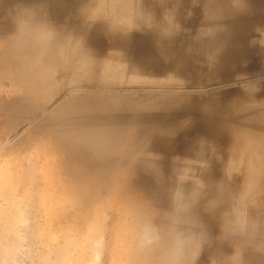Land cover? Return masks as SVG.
I'll use <instances>...</instances> for the list:
<instances>
[{"label":"rangeland","instance_id":"obj_1","mask_svg":"<svg viewBox=\"0 0 264 264\" xmlns=\"http://www.w3.org/2000/svg\"><path fill=\"white\" fill-rule=\"evenodd\" d=\"M143 1L144 4L142 5L141 9L144 12L150 14V25H142L139 28L135 27L127 31H122L118 34H113L111 32L112 35H110V30L107 27L111 21L110 13L109 15L107 14V12H109V7L101 0H0V46L2 45L0 47V169L11 168L12 179L14 183L21 186V191H23L24 188L30 186L31 194L34 197L43 199L45 201L47 205L46 220L50 225H63L73 228H83L89 223L94 211L101 212L107 210L112 217L108 227V234L110 244H115V247L111 249L113 253L119 252V246L123 242V236L121 232V225L123 224L124 219L122 215V208L130 198H134L135 196V198L137 197V199L140 200L152 199L151 201L154 202L160 201L159 204L161 206L166 204V187L169 181L174 178L172 175L174 162L171 161H174V158L176 157L180 158L185 151L186 145H188L185 142L179 140L180 136H184V128L186 127L187 123V121L185 123L183 119H186L187 117L188 119H190L191 116L193 117L189 128L192 127V129H190L192 135H198L200 133L203 134V131L210 126L219 127L221 125H226L223 121L230 120V118L236 116L237 114H235V111L237 107L241 105L256 103L264 105V0H210L211 2H209V0ZM181 4L183 7L181 6ZM173 5L175 7H173ZM81 6H83L84 8ZM163 8H165L166 10ZM172 8H176L177 12L179 11V9L181 11L184 8L183 13L180 14L182 11L180 13H177L175 11L176 9L173 10ZM167 10L170 11V13L171 11H174L173 14H175L176 12V15H173L171 13L170 15H172L173 17L169 15L170 17L168 16V18L176 17L177 19L178 16V22L180 23L174 22L175 24H173V19H168L166 17V14L169 13L167 12ZM159 11H161L162 14ZM30 12L33 13V15H31ZM35 12L36 14H34ZM27 13L29 16L27 15ZM67 14L69 15L67 16ZM38 15H40L41 17ZM160 16L163 18H167V21L166 19H163L164 21H162V18ZM208 17L214 20H220L219 23H217V21L212 22V19H210L212 23H217L220 28L222 27V25H224L225 27H222V29H220L221 31L219 30L217 24L215 26H217L218 29H216L217 27L213 28V25H210L209 27L208 25L212 23H210ZM213 17L218 18L215 19ZM65 18L67 19L66 23L64 22L66 21ZM160 18L162 22L166 21L167 27L168 25L173 26V32H171L170 34L160 32V30L157 28L158 26H161L159 24H162V22L158 21ZM184 19H186L187 21ZM169 20L170 22H168ZM208 21L209 24H206ZM176 23H178V25ZM203 24H206L207 26ZM163 25L165 24L163 23ZM201 25L204 27H202ZM209 28H211L215 32L214 35H216L217 38H215V36L211 34L213 32L211 31V29L209 31ZM77 29H79L80 31ZM68 31L69 33L67 34L66 32ZM105 31L106 34L104 33ZM81 33H84V37L81 36ZM79 34L81 36L79 37V39L83 37L81 41L83 43L85 42L87 46L92 47V49L94 50L92 57L96 63H103L105 60H107V53L114 52L118 53L120 58L121 54L122 58L124 57L122 59L123 61L121 59L120 60L125 65L123 70L126 78L129 75V67H131V63H137L142 69V73H144V77L146 78V80L135 84L138 86L133 85V91L131 92H121L120 96L124 99H126V97H132L137 101L146 100L147 102L153 103L158 107H155L152 110H148L150 114L148 112H144L145 114L143 116L146 118L141 116L143 114V111H138V109L137 111L140 113L137 114L135 112L131 113V111H125L126 113L123 112L121 114V116L124 114V117H121L123 119L122 122L124 123L125 121H127L126 119L130 120L125 122L124 124L127 123L129 127H132L136 123H143V119L144 123L147 124L148 120L153 121V119H150L153 118V116L150 117L149 115H153L154 113V115H156V113H159L154 117L157 119L158 117H163L160 118L161 120L165 118L164 120H162V122H165L169 119L168 122H163L164 124H167L163 126H168V128L170 127V125L173 128L174 126H178L175 127V129L179 130L178 132L176 131L175 136H169V134H166V136L157 132H149L148 135H150L147 137L150 139L149 143H151V145L154 144L155 148H149L145 150V152H150L154 155L159 156L157 164L161 165L160 169L164 174V181L166 180L164 184H157L154 175L151 173L150 175L154 177V180L150 179L149 176V183H147L149 186H142L140 180H138V175H136L140 172L137 173V168L135 169L130 168L128 165L126 166V157L122 156L121 152H118V150H111L108 152H110L111 154L112 152H116L117 154L119 153V156L114 153V155L107 154L108 152L105 150H108V148L103 150H96L93 149L89 144H81L76 147L75 150H70L68 148H65V144L60 140V138L64 136L57 135L58 132L64 131L65 127H69L71 131L73 129L79 130L87 128L90 126V122H93V117L91 116V121L88 117L86 118V116L77 118L58 116L59 118H57L59 109L64 105L62 103H64L65 100L70 96H65L66 98L64 97L65 99L63 98L62 101L60 99L61 102L57 100L59 99V96L62 97V94L60 95L61 92H64L65 95L67 94L66 90H64L61 85V81L59 80L60 78L58 79V75H54L53 78L51 77L50 82H43V80H41L42 82L39 81L40 76L33 68L34 65L38 64L37 60L33 59V52L35 50L31 51L29 48H31L30 44L32 42H38L42 44L48 43L50 45L49 47H52V51L54 53L51 54L52 56H54L52 57L53 60L56 58V56L57 58H60V50L67 44L74 43L75 45H77L79 42L77 36H79ZM210 38L211 40H209ZM23 39V42H25L23 48H18L20 44H18V42L16 41H22ZM93 39L95 41H93ZM216 41H218L217 44H221L220 48H218L219 46L217 47ZM12 42H14V44ZM23 42H20L21 45H23ZM11 44L13 46L15 45L13 48L16 51L10 47ZM214 45H216V49H213V47L215 48ZM16 46L18 49H16ZM208 46L211 47H209L211 50L208 48ZM27 48L31 51V53ZM17 51H19V53ZM125 51L127 54H125ZM48 53H46L47 56ZM210 53L215 57L208 59ZM166 55H168V57L170 58H168ZM24 57H26V59ZM96 58H99L100 61L99 59L97 61ZM215 58L216 60L218 59L217 62L222 66L218 65ZM212 59L214 60V63L213 61H209ZM23 62H25V64ZM42 62H44L43 59H41V62H39L40 65L42 64ZM172 63L174 65H172ZM100 66L97 67L100 68ZM171 66H173V68ZM211 68L215 70L214 74L218 78L210 77L211 75H214L213 73H211ZM234 69L236 70V72L234 71ZM188 70L189 72L187 73ZM198 70L200 71L198 72ZM208 71L211 73L208 80L212 81H208L206 78V75H208ZM240 71L242 75L238 73ZM200 73L204 76H202ZM239 75L242 78H239ZM30 76L35 78H30ZM236 76L238 77V79H236ZM189 77L190 79H188ZM202 77H204L205 79ZM26 79H29V81H26ZM170 79L171 81H168ZM216 79H218L217 82L219 83H214ZM241 79H248L249 83L237 85L236 82ZM229 80H231V82H229ZM123 82L126 83V81H122V83ZM168 82H170L171 84H169ZM145 85L148 87H146ZM152 85H154L155 87ZM175 85L177 87H175ZM150 86L152 87L149 88ZM170 86H174L173 89L172 87L170 88ZM180 87L182 89L185 88L187 92L183 91L181 93V91L179 90ZM207 88H212L213 90H206ZM116 89L121 90L120 87ZM204 89L206 90V92L204 91ZM145 90L147 91V93ZM152 90H178V92L180 91V93H175L174 91V95L173 93L151 92ZM191 90H193L194 92ZM43 91H45V93ZM59 91L61 92L58 93ZM33 93H35L36 96ZM170 94H173L175 98L183 100L184 106H182V110H179V107L170 108L168 107L169 105L163 104V101H161V99H164L163 97L167 98V96H173ZM210 95L215 96L216 98L214 97V99H212L213 97ZM53 96H55L54 99ZM208 96H210L211 98H209ZM156 99L158 102L155 103ZM188 102L192 103L193 106L197 107L198 109L195 108L193 110H189L188 106L187 109H185ZM205 102H207L209 109H199L200 107H204ZM54 108L56 109L55 112ZM48 109L51 110L49 111ZM181 111L186 112L187 116H183L185 114H183V112ZM175 112H181L182 116L181 114L179 115L181 119L177 118L179 113L176 114ZM6 113L9 114L5 115ZM146 113H148L149 115ZM168 114H171V116L174 115V117H172L176 119H172L173 121L170 120L171 116H169ZM18 115L22 116V118L20 117L19 119ZM26 115H28V118H26ZM55 116L57 119L54 118ZM105 116L109 118V114H106L104 116H97L98 118H95L96 120H99L100 118L106 119L107 117ZM139 116L143 119L141 118L142 120H140ZM14 117H18L17 120H15ZM124 118H126L125 121ZM136 118H139V120L137 119L139 122L136 120ZM155 118L154 124L156 123ZM67 119L71 120L68 121ZM145 119L147 120V122ZM160 119L156 121H160ZM181 120H183L185 124H182L183 121ZM106 121L109 122L108 119H106ZM169 121L171 122L170 124ZM188 121L190 122L191 119ZM218 121H221L223 124L217 123ZM59 123L62 125H60ZM49 124L52 125L50 127H53V125L56 126V130H54L55 127L51 128L52 130L48 129ZM149 125H153L152 122ZM61 126L63 127L61 128ZM180 126L181 129H179ZM199 128L201 129L199 130ZM57 129H59L60 131H57ZM224 130L227 131L228 127L224 128ZM43 133L46 134L42 135ZM121 133V135L129 137L132 135V130H128V128H126V130H123ZM72 137L73 136L69 135L65 136V138H67V141L69 142H72V140H68L72 139ZM152 137H154V139ZM186 137L187 140L189 139L188 141L193 143V136ZM73 138L80 139L81 135ZM55 139L56 141H54ZM184 139L185 138H183V140ZM223 141L225 143L230 141L231 143V139L229 140L228 134L225 135ZM83 152L85 153L84 155ZM102 152L104 153V155L101 154ZM115 155H117V157ZM99 157L102 159L105 157L104 160H106V164L105 162H103V164H105V166L108 165V167H105L104 165L101 166V162L104 160L100 159L101 161H99ZM109 157H114L115 159H112L114 162L112 160L111 162L109 159H107ZM215 157L216 159L213 160V164H210V169L205 172L206 175L209 176V178L207 179L208 181L205 182L214 186L216 182H219L221 180L226 181V168L231 186L233 188L238 187L241 183V178H233L231 176L232 171L229 172L226 162L221 163L220 165L218 163V160H222V158L217 156ZM92 158H94V163L96 164L92 162ZM87 159L89 161H87ZM70 160L73 161H71L70 163ZM85 160L88 163H91L86 164ZM108 160L109 163L111 162L110 165L108 164ZM96 161L99 163L98 166ZM87 165L89 168L86 167ZM69 166H71V168ZM90 166H93L94 168H91ZM84 167H86L87 169ZM103 167H105V169ZM68 168H70V170ZM84 171L85 173H83ZM86 171H90L88 172L89 176H86V174H88ZM193 171L195 172V170ZM193 171L186 170L184 172L182 168L183 174L180 175L179 178L186 180L192 176L191 172ZM30 176L33 177L31 183L29 180ZM89 177H91V179L87 180V178ZM85 185H87V187H85ZM127 189L130 191H127ZM130 192H133L134 196ZM138 194L139 196H137ZM227 246V244H224L221 247L223 251L230 252L231 249L229 246L228 248H226ZM216 248L217 247L213 246L212 249L206 250L202 254L198 264H210V257L212 256Z\"/></svg>","mask_w":264,"mask_h":264},{"label":"clouds","instance_id":"obj_2","mask_svg":"<svg viewBox=\"0 0 264 264\" xmlns=\"http://www.w3.org/2000/svg\"><path fill=\"white\" fill-rule=\"evenodd\" d=\"M206 148L214 153V146ZM158 160L148 152L130 160L129 167H142L157 184H164ZM189 160L197 163H183ZM184 167L195 169V180L179 178ZM208 167L203 154L198 159L176 157L166 204L130 198L122 208L118 253L111 251L115 244L109 241L112 217L107 210L94 211L83 228L50 225L45 201L34 197L30 186L21 191L11 168L0 169V264H198L217 243L231 251L216 248L210 264H264V171L242 165L231 173L241 178L233 188L226 168V181L206 183L201 173ZM201 209L218 217L216 236L209 232Z\"/></svg>","mask_w":264,"mask_h":264},{"label":"bare ground","instance_id":"obj_3","mask_svg":"<svg viewBox=\"0 0 264 264\" xmlns=\"http://www.w3.org/2000/svg\"><path fill=\"white\" fill-rule=\"evenodd\" d=\"M66 1V0H65ZM74 1V0H73ZM102 2H104L105 4L108 5L109 7V12H107V14L109 15L110 13V23L108 24V28L110 30V35L111 32L113 34H118V33H121L122 31H127V30H130V29H133L135 27L139 28L141 27L142 25H145V26H149L150 23H151V19H150V14L144 12L141 8H142V5L144 4V1L143 0H101ZM163 1V0H162ZM161 1V2H162ZM165 1V0H164ZM167 1V0H166ZM169 1V0H168ZM174 1V0H173ZM172 1V2H173ZM186 1V0H185ZM213 1V0H212ZM237 1V0H236ZM72 2V1H71ZM94 2V1H93ZM160 2V1H159ZM209 2H211L209 0ZM231 2V1H230ZM73 3V2H72ZM100 3V2H99ZM169 3V2H168ZM177 3V2H176ZM180 3V2H179ZM170 4V3H169ZM216 4V3H215ZM232 4V3H231ZM87 5V4H86ZM176 5V4H175ZM180 5V4H179ZM184 5V4H183ZM233 5V4H232ZM167 6V5H166ZM182 6V4H181ZM208 6V5H207ZM216 6V5H215ZM241 6V4H240ZM83 7V6H81ZM173 7H175L173 5ZM178 7V6H177ZM180 7V6H179ZM183 7V6H182ZM239 7V6H237ZM84 8V7H83ZM91 8V7H90ZM160 8V6H159ZM169 8V6H168ZM186 8V7H185ZM79 9V8H78ZM86 9V8H85ZM92 9V8H91ZM165 9V8H163ZM173 9V8H172ZM171 9V10H172ZM176 8H174L173 10H175ZM179 9V8H178ZM182 9V8H181ZM184 9V8H183ZM183 9L180 11L179 9V13L182 14L183 13ZM162 10V9H161ZM166 10V9H165ZM170 10V9H169ZM25 11V9H24ZM177 12V9L175 10ZM185 11V10H184ZM189 11V9H188ZM212 11V10H211ZM29 12V11H28ZM40 12V11H39ZM161 13V11H159ZM167 13L166 16L168 18V16L174 11H168L167 10ZM175 12V14L173 15H176L177 13ZM216 12V11H214ZM31 13V12H30ZM29 13V14H30ZM41 13V12H40ZM36 14V12L34 13ZM162 14V13H161ZM28 15V13H27ZM31 15H33V13H31ZM69 14H67L68 16ZM107 15V16H108ZM179 15V14H178ZM204 15V14H203ZM29 16V15H28ZM40 16V15H38ZM163 16V15H162ZM172 16V15H170ZM169 16V17H170ZM41 17V16H40ZM108 17V18H109ZM161 17V16H160ZM173 17V16H172ZM171 17V18H172ZM210 17V16H209ZM208 17V20L210 21V19L212 18H209ZM69 18V17H68ZM85 18V17H84ZM107 18V17H106ZM162 18V21H164L163 19H166L167 21V18ZM161 18L158 20L160 22L161 21ZM171 18H168V19H171ZM182 18V17H181ZM215 19H217L218 17H213ZM37 19V18H36ZM40 19V18H38ZM66 19V18H65ZM63 19V20H65ZM81 19V18H80ZM172 22L173 24H175L174 22H178V16H177V19L176 17L172 18ZM177 21H175V20ZM31 20V18H30ZM29 20V21H30ZM57 20V19H56ZM186 20V19H184ZM20 21V20H19ZM107 21V20H106ZM166 21L165 22H162V24H159L161 26H158L157 28L160 30V32L162 33H165V34H170L171 32H173V26H170L166 25ZM182 21V20H181ZM187 21V20H186ZM185 21V23H186ZM209 21L206 23V24H209ZM219 23L218 20H214L212 19V22H216ZM65 23L67 22V19L66 21H64ZM69 22V21H68ZM71 22H72V19H71ZM76 22V21H75ZM170 22V20L168 21ZM210 21V23H212ZM33 23V22H32ZM58 23V22H57ZM163 23L165 25H163ZM180 23V22H178ZM178 23H176L178 25ZM216 23V24H217ZM172 24V25H173ZM184 24V23H183ZM206 24H203V25H206ZM215 23H212V24H209L208 26L210 27V25H213L212 27H217L215 26L216 25ZM163 25V26H162ZM70 26V25H68ZM94 26V25H93ZM170 26V27H169ZM202 26V25H201ZM207 26V25H206ZM45 27V26H44ZM73 27V26H72ZM204 27V26H202ZM211 27V28H212ZM219 27V26H218ZM218 27L216 29H218ZM222 27H225L224 25H222ZM222 27L220 28L219 27V30L222 29ZM258 27V26H257ZM264 27V26H263ZM89 28V27H88ZM94 28V27H93ZM209 28V31L210 29ZM212 28V29H213ZM47 29V28H46ZM72 29V28H71ZM87 29V28H86ZM85 29V30H86ZM101 29V28H100ZM106 29V28H105ZM181 29V28H180ZM211 29V31L213 33V36H215V38H217L216 35H214V31ZM215 29V30H216ZM26 30V29H25ZM24 30V31H25ZM79 30V29H77ZM178 30V29H177ZM218 30V31H219ZM67 31V29H66ZM80 31V30H79ZM78 31V32H79ZM140 31V30H139ZM221 31V30H220ZM219 31V32H220ZM258 31V30H257ZM263 31V30H262ZM77 32V33H78ZM103 32V31H102ZM206 32V30H205ZM217 32V31H216ZM67 34L69 33L66 32ZM106 34V31L104 32ZM124 33V32H123ZM203 33H204V30H203ZM209 33V32H208ZM262 33V32H260ZM50 34V33H49ZM54 34V33H53ZM76 34V33H74ZM82 34V33H81ZM84 34V33H83ZM83 34L81 36H83ZM101 34V33H100ZM99 34V35H100ZM108 34V33H107ZM132 34V33H131ZM217 34V33H216ZM73 35V34H72ZM205 35V34H204ZM218 35V34H217ZM75 36V35H74ZM80 34L78 37H81ZM164 36V35H162ZM208 36H211V35H208ZM20 37V36H19ZM51 37V36H50ZM61 37V36H60ZM84 37V36H83ZM83 37L81 39H79V42L77 45H75L74 43L71 44H67L66 46H64L61 50H60V58L56 56L55 59L52 60V56L51 54L53 53L52 51V47H49L50 45L47 43V44H42V43H38V42H29L31 43L30 46L31 48H29L31 51H34V55H33V59L34 60H37L38 64L34 65L33 68L34 70L37 72V74L40 76V82H42L41 80H43V82L45 81H49L50 82V78L55 75H58V79L61 81V85L62 87L64 88V90H66V95L64 93V96H63V93L61 91H59L58 93H60V95L62 94V97L59 96V100L62 99L65 97V96H70L68 99L65 100L64 104L58 111V115H57V118H59L58 116H67L69 118H72V117H85L86 118L88 117L89 119L91 118V116L93 117V122H90V126L87 127V128H83V129H79V130H75L73 129L71 131V129L69 127H65V130L64 131H60L59 129H57V131L59 130L60 132H56V134L59 136H64L62 138H60L61 142H63L65 145L64 147L65 148H68L70 150H75L76 147H78L79 145L81 144H89L91 145V147L93 149H96V150H103V149H106L108 148V150H105V151H117L118 152L120 151L121 152V155L122 156H125L126 157V162H125V165L129 166V162L130 160H132L133 158H136V157H143V156H146L148 155L147 152H145V150L149 149V148H152L154 146L151 145V143H149V138H147L149 135L148 133L149 132H152V133H159V134H163V135H166V134H169L170 135H174L176 134V131L178 132L179 130L175 129V127H178V126H174V128L170 125V129L163 125H167V124H164L165 122H168L167 121H163L164 119H160V118H163V117H158V119H160V121H156L158 120L157 118H155L154 116H156L157 114L159 113H156V115H149L150 112H148V110H152L154 109L155 107H158L157 105L153 104V103H149L147 102L146 100H142V101H137L135 100L134 98L132 97H126V99L122 98L120 96V93L125 91V92H131L133 91L132 90V86L135 85L136 83L138 82H142L143 80H146V78L144 77V73H142V69L139 67V65L137 63H131V67H129V75L127 76V78L125 77V73H124V70L123 68L125 67V65L121 62V60L124 58H122V54H121V58L119 57L118 53H107V56H106V59L103 63L101 64H98V62L96 63L95 60L93 59L92 57V54L94 53V50L92 49V47L90 46H87L86 43L82 42L81 40L83 39ZM98 37V36H97ZM263 37V36H262ZM7 38V37H6ZM21 38V37H20ZM53 38V37H52ZM51 38V39H52ZM76 38V37H75ZM99 38V37H98ZM50 39V38H49ZM63 39V38H62ZM77 39V38H76ZM75 39V40H76ZM110 39V38H109ZM90 40V39H89ZM112 40V39H111ZM136 40V39H135ZM211 40V38L209 39ZM213 40V39H212ZM217 40V39H216ZM13 41V40H12ZM24 41V39L22 41H16L18 42V44L21 45V43ZM77 41V40H76ZM93 41H95L93 39ZM143 41V40H142ZM15 42V43H16ZM21 42V43H20ZM26 42V43H27ZM211 42V41H210ZM218 41H216V44H217ZM14 44V42H12ZM24 43L23 42V45H19L18 48L24 46ZM92 43V42H91ZM213 44V43H212ZM140 45V44H139ZM2 46V45H1ZM0 46V47H1ZM15 46V45H14ZM12 44H11V48L14 49V47ZM131 46V45H130ZM215 48L213 47V49H216V45H214ZM219 46V47H218ZM221 44H217V47L220 48ZM27 47V45H26ZM101 47V46H100ZM111 47V46H110ZM136 47V46H135ZM139 47V46H138ZM207 47V46H206ZM210 46H208L209 48ZM223 47V46H222ZM17 46H16V49H18ZM27 48V49H28ZM211 48V47H210ZM209 48V49H210ZM28 49V50H29ZM135 49V48H134ZM223 49V48H222ZM15 50V49H14ZM29 50V51H30ZM140 50V49H139ZM208 50V49H207ZM211 50V49H210ZM8 51V50H7ZM11 51V50H10ZM16 51V50H15ZM30 51V53H31ZM213 51V50H212ZM19 53V51H17ZM49 52V53H48ZM210 52V51H209ZM218 52V51H216ZM3 53V51H2ZM46 53H48V56L46 55ZM5 54V53H4ZM26 54H27V51H26ZM54 54V53H53ZM96 54V53H95ZM125 54L126 51H125ZM25 55V54H24ZM45 55V56H43ZM124 55V54H123ZM11 56V55H10ZM101 56V54H100ZM165 56V55H164ZM168 57V55H166ZM5 57V56H4ZM17 57V55H16ZM15 57V58H16ZM102 57H105V56H102ZM215 57L214 55H212L210 53L209 55V58H213ZM26 59V57H24ZM23 58V59H24ZM170 58V57H168ZM20 59V58H19ZM18 59V61H19ZM41 59L44 60V62H42V64L40 65L39 62H41ZM97 59V58H96ZM99 59V58H98ZM97 59V61H98ZM121 59V60H120ZM173 59V58H172ZM216 60V58H215ZM218 60V59H217ZM216 60V62H217ZM17 61V60H16ZM29 61V60H28ZM32 61V60H31ZM100 61V59H99ZM123 61V60H122ZM179 61V60H178ZM209 61H213L214 63V60H209ZM2 62V61H1ZM12 62V61H11ZM27 62V61H26ZM142 62V61H141ZM147 62V61H146ZM167 62V61H166ZM215 62V63H216ZM25 64V62H23ZM139 63V62H138ZM144 63V62H143ZM158 63V62H157ZM163 63V62H162ZM182 63V62H181ZM210 63V62H209ZM218 63V62H217ZM30 64V63H29ZM98 64V65H97ZM153 64V63H152ZM186 64V63H184ZM212 64V63H211ZM12 65V64H11ZM27 65V64H26ZM31 65V64H30ZM101 65V66H100ZM154 65V64H153ZM168 65V63H167ZM166 65V67H167ZM172 65H174L172 63ZM218 65L220 66L221 64L218 63ZM21 66V64H20ZM97 66H100V68H98ZM157 66V65H156ZM155 66V67H156ZM190 66V65H189ZM208 66V64H207ZM211 66V65H210ZM210 66H209V69H210ZM222 66V65H221ZM170 67V66H169ZM173 68V66H171ZM175 67V66H174ZM184 67V66H183ZM193 67V66H192ZM6 68V67H5ZM20 68V67H19ZM21 69V68H20ZM150 69V68H149ZM178 69V67H177ZM212 69V68H211ZM219 69V67H218ZM237 69V68H236ZM3 70V69H1ZM169 70V69H168ZM222 70V69H221ZM224 70V69H223ZM248 70V69H247ZM5 71V70H3ZM19 71V70H18ZM176 71V70H175ZM200 70H198L199 72ZM213 71V72H212ZM211 73L214 74L215 70L212 69ZM234 71L236 72V70L234 69ZM246 71V70H245ZM17 72V71H16ZM20 72V71H19ZM42 72V73H41ZM177 72V71H176ZM175 72V73H176ZM189 72V70L187 71V73ZM197 72V71H196ZM218 72V71H216ZM164 73V72H163ZM168 73V72H166ZM174 73V72H173ZM203 73V72H202ZM211 73L208 71L206 75V78L208 80L209 78V75H211ZM230 73V72H229ZM241 74V71L238 72ZM255 73V72H254ZM11 74V73H9ZM36 74V75H37ZM165 74V73H164ZM180 74V73H179ZM201 74V73H200ZM222 74V73H221ZM220 74V75H221ZM224 74V72H223ZM15 75V74H13ZM22 75V73H21ZM36 75H31V76H36ZM202 75V74H201ZM226 75V74H225ZM242 75V74H241ZM30 78H35V77H31ZM171 76V75H170ZM199 76V74H198ZM204 76V75H202ZM208 76V77H207ZM20 77V75H19ZM173 77V76H172ZM177 77V76H176ZM211 78H215L216 75H211L210 76ZM237 77V76H236ZM239 78L241 77L240 75L238 76ZM238 77L236 79H238ZM245 77V76H244ZM15 78V77H14ZM38 78V77H37ZM56 78V77H55ZM126 78V79H125ZM180 78V77H179ZM187 78V77H185ZM204 78V77H202ZM218 78V77H216ZM242 78V77H241ZM21 79V77H20ZM23 79V78H22ZM178 79V78H177ZM190 79V77L188 78ZM205 79V78H204ZM203 79V80H204ZM29 81V79H26V81ZM58 80V81H59ZM202 80V79H201ZM218 79H216V81H214V83H219L217 82ZM25 81V80H23ZM38 81V80H36ZM122 81H126V83H122ZM168 81H171L168 80ZM182 81V79H181ZM208 81H212V80H208ZM33 82V81H32ZM31 82V83H32ZM39 82V83H40ZM229 82H231V80H229ZM18 83V82H17ZM30 83V82H29ZM34 83V82H33ZM32 83V84H33ZM169 84H171L170 82H168ZM182 83V82H181ZM190 83V82H189ZM249 83V80L248 79H241L239 81L236 82L237 85H240V84H247ZM31 84V85H32ZM43 84V83H41ZM55 84V83H54ZM161 84V83H160ZM174 84V83H172ZM206 84V83H205ZM211 84V83H210ZM209 84V85H210ZM231 84V83H230ZM27 85V84H26ZM30 85V84H29ZM40 85V84H39ZM45 85V84H43ZM42 85V86H43ZM58 85V84H57ZM60 85V84H59ZM124 85V86H123ZM140 85V84H139ZM207 85V84H206ZM228 85V84H227ZM50 86V85H49ZM53 86V85H52ZM56 86V85H55ZM135 86H138V85H135ZM146 86V85H145ZM154 86V85H152ZM152 86H150L149 88H151ZM190 86V85H189ZM205 86V85H204ZM217 86V85H216ZM224 86V85H223ZM226 86V85H225ZM230 86V85H229ZM28 87V86H27ZM30 87V86H29ZM47 87V85H46ZM58 87V86H57ZM120 87V89L122 90H117L116 88ZM148 87V86H146ZM155 87V86H154ZM153 87V89H154ZM167 87V86H166ZM169 87V86H168ZM172 86H170L171 88ZM174 87V86H173ZM172 87V89H173ZM175 87H177L175 85ZM197 87V86H196ZM208 87V86H207ZM31 88V87H30ZM139 88V87H138ZM160 88V87H159ZM181 88V87H180ZM179 90L181 91V93L183 91L187 92V90L184 88V89H180ZM188 88V87H187ZM213 88V87H212ZM211 88V89H212ZM57 89V88H56ZM136 89V88H135ZM156 89V88H155ZM162 89V88H161ZM164 89V88H163ZM209 88H207L206 90H208ZM209 89V90H211ZM219 89V88H218ZM32 90V89H30ZM55 90V89H54ZM61 90V89H60ZM141 90V88H140ZM206 90L204 89V91L206 92ZM213 90V89H212ZM41 91V90H40ZM39 91V92H40ZM146 91V90H145ZM175 91V90H174ZM174 91L173 90H152L151 92H156V93H173L174 94ZM180 91L178 92L175 91V93H180ZM193 91V90H191ZM190 91V92H191ZM200 91V90H199ZM38 92V93H39ZM45 93V91H43ZM47 92V91H46ZM184 92V93H185ZM189 92V93H190ZM194 92V91H193ZM203 92V91H202ZM201 92V93H202ZM53 93V92H52ZM56 93V92H55ZM139 93V92H138ZM144 93V91H143ZM147 93V91H146ZM150 93V92H149ZM196 93V91H195ZM199 93V92H197ZM35 94V93H33ZM32 94V96H33ZM173 94H170V95H173ZM46 95V94H45ZM53 95V94H52ZM59 95V94H58ZM163 95V94H162ZM167 95V94H166ZM175 95V94H174ZM173 96H167V98L163 97L164 99H161V101H163V104H167L169 105L168 107L170 108H173V107H179V110H182V106H184L183 104V100L182 99H179V98H175ZM209 95V94H208ZM36 96V94H35ZM57 96V95H56ZM212 96V95H210ZM210 96H208L209 98H211ZM222 96V95H221ZM55 96H53V99H54ZM58 97V96H57ZM154 97V96H153ZM161 97V96H160ZM185 97V96H184ZM214 99L215 96H212ZM45 98V97H44ZM48 98V96H47ZM66 98V97H65ZM64 98V99H65ZM216 98V97H215ZM32 99V98H31ZM52 99V98H51ZM149 99V98H148ZM230 99V98H229ZM56 100V101H57ZM160 100V99H159ZM187 100V99H186ZM53 101V100H52ZM60 101V102H61ZM210 101V100H209ZM214 101V100H213ZM55 102V101H54ZM158 102L157 99L155 100V103ZM193 102V101H192ZM219 103V102H218ZM54 104V103H53ZM60 104V105H62ZM206 104L207 102L204 103V107H200L199 109H209L208 107V104H207V107H206ZM57 106V105H56ZM54 106V107H56ZM187 106L189 107V110H193L197 107H194L192 103H187L186 104V108L187 109ZM237 106V105H236ZM181 107V108H180ZM50 108V106H49ZM165 108V107H164ZM163 108V109H164ZM140 110L141 112L143 111V114L141 115L142 117H144L143 115L145 114L144 112H148L146 114H148L150 117L153 116V118H150V119H153V121L151 120H146L147 124L144 123V119L142 117L139 116L140 120L143 119V123H140V124H134L132 127H129V125L124 124L125 122L129 121L130 119H126L124 118V121L125 119L127 121H125L124 123L122 122V116L124 117V114L121 116V114L125 111H131V113L135 112L136 114L137 113H140L137 111ZM198 109V108H197ZM49 111L51 109H48ZM47 110V111H48ZM55 108H54V112H55ZM165 110V109H164ZM178 110V109H177ZM178 110V111H179ZM212 110V109H211ZM155 111V110H154ZM161 111V110H160ZM234 111V110H233ZM157 112V111H156ZM159 112V111H158ZM167 112V111H166ZM183 112V111H181ZM181 112H175L176 114H178V119H181V117L179 116L181 114ZM126 113V112H125ZM161 113V112H160ZM168 113V112H167ZM171 113V112H170ZM189 113V111H188ZM204 113V112H203ZM9 113H6L5 115H7ZM108 115L109 114V118L107 116L106 119L109 120L106 121V119H99V120H96L95 117L97 116H104V115ZM128 114V113H127ZM152 114V113H151ZM166 114V113H165ZM183 116H187L186 112H183ZM209 114V112H208ZM235 114H237L236 116H233L232 118H230V120H224L223 122L227 125H221L219 127H208L206 130L203 131V134L200 133L198 135H192L191 133V130L192 127L189 128V126L191 125L190 123L192 122V116H191V121L189 122L188 120V117L186 119H183L186 123V127L184 128L185 130V133H183L184 136H180L179 137V140L185 142L186 144V147H185V151L183 152V155L180 157L181 159H198L200 158L201 154H203V159L207 160L208 163H209V167L207 168V170L203 171L201 173V178L204 180V181H208L207 179L209 178V176L206 175V171H208V169H210V164H213V160L216 159L215 156L217 157H221L222 160H218L219 164L221 165V163H224L226 162L227 166H228V170L229 172L233 170H237L239 171L241 169V166H246L249 170H253V171H264V105H260V104H247V105H241L239 107H237L236 111H235ZM30 115V114H29ZM56 115V113H55ZM133 115V114H132ZM131 115V116H132ZM169 116H171V114H168ZM215 115V114H214ZM28 115H26V118ZM47 116V115H46ZM146 116V115H145ZM164 116V115H162ZM174 117V115H172ZM171 116V119L170 120H175L176 118H173ZM182 116V114H181ZM189 116V115H188ZM195 116V115H194ZM19 119L20 117L22 118V116H19ZM17 117V118H18ZM32 117V116H31ZM125 117H126V114H125ZM180 117V118H179ZM15 118V117H14ZM17 118H15V120H17ZM30 118V117H29ZM56 118V116L54 117ZM52 118V119H54ZM56 118V119H57ZM98 118V117H97ZM130 118V117H129ZM139 118H136V120ZM142 118V119H141ZM146 118V117H144ZM154 118L156 119L155 120V124H154ZM169 118V117H167ZM166 118V119H167ZM185 118V117H183ZM203 118V117H202ZM225 118V117H224ZM227 118V117H226ZM82 119V118H81ZM85 119V118H84ZM210 119V118H209ZM228 119V118H227ZM62 120V118H61ZM68 120V119H67ZM71 120V119H69ZM68 120V121H69ZM75 120V118H74ZM137 120V121H138ZM172 120V121H173ZM181 120V121H183ZM59 121V120H58ZM135 121V119H134ZM150 121V122H149ZM183 121L182 124H185ZM62 122V121H60ZM71 122V121H70ZM81 122V121H80ZM83 122V121H82ZM86 122V121H85ZM84 122V123H85ZM139 122V121H138ZM152 122L153 125H149L150 123ZM57 123V121H56ZM69 123V122H68ZM74 123V121H73ZM83 123V124H84ZM87 123V122H86ZM123 123V124H122ZM130 123V122H129ZM149 123V124H148ZM171 122L169 121V124ZM217 123H222L221 121H218ZM60 124V123H59ZM80 124V123H79ZM82 124V125H83ZM181 124V125H182ZM223 124V123H222ZM57 125V124H56ZM62 125V124H60ZM81 125V124H80ZM88 125V124H87ZM179 125V124H177ZM52 125H48V129H51L53 127H55L54 130H56V126L53 125V127H50ZM203 126V125H202ZM50 127V128H49ZM60 127V126H59ZM63 126H61L62 128ZM172 127V128H171ZM228 127V130H224V128H227ZM72 128V127H71ZM76 128V127H75ZM82 128V127H81ZM126 128H128V130H132V135L129 136V137H125L124 135H121L122 131L126 130ZM179 129H181V126L179 127ZM201 128H199L200 130ZM52 130V129H51ZM183 130V129H182ZM50 131V130H49ZM225 131V132H224ZM44 132V131H43ZM54 132V131H53ZM181 132V130H180ZM121 133V134H120ZM46 133H43L42 135H44ZM228 134L229 136V140L231 139V143L230 141H228L227 143H225L223 140L225 138V135ZM48 135V134H47ZM50 135V134H49ZM66 135H69V136H73V137H77L78 135H81V138L80 139H77V138H73L72 139H68V140H72V142H69L67 141V138H65ZM51 136V135H50ZM53 136V134H52ZM153 136V135H152ZM167 136V135H166ZM186 136H193L194 139H193V143L188 141L187 140V137ZM56 137V136H55ZM159 137V136H158ZM162 137V136H161ZM44 138V137H43ZM154 139V137H152ZM165 138V137H163ZM166 138H169V137H166ZM176 138V137H175ZM183 138H185L183 140ZM156 139V138H155ZM164 140V139H162ZM168 140V139H167ZM176 140V139H175ZM226 140V139H225ZM51 141V139H50ZM56 141V139L54 140ZM169 141V140H168ZM172 141V140H171ZM222 142V143H221ZM162 144V142H161ZM60 145V144H59ZM184 145V144H183ZM204 145H212L214 146V153L211 152L210 149H205L204 151ZM61 146V145H60ZM165 146V144H164ZM170 146V145H169ZM170 149V148H169ZM172 149V148H171ZM56 150V149H55ZM60 150V149H59ZM58 150V151H59ZM69 150V151H70ZM173 150V149H172ZM104 151V152H105ZM167 151V150H166ZM169 151V150H168ZM204 151V152H203ZM64 153V152H63ZM106 153V152H105ZM114 152H112V154L110 152H108L107 154H111V155H114V154H117L116 152L113 154ZM161 153V152H160ZM173 153V152H172ZM85 153L83 152V155ZM101 154L104 155V153L102 152ZM119 154V153H118ZM117 154V155H118ZM175 154V153H174ZM63 155V154H62ZM117 155H115L117 157ZM170 155V154H169ZM61 156V155H60ZM65 156V155H64ZM74 156V155H73ZM71 156V157H73ZM114 156V157H115ZM119 156V155H118ZM89 157V156H88ZM101 157V156H100ZM99 157V161L101 160H104L105 157L102 159ZM113 157V158H114ZM115 157V158H116ZM86 158V157H85ZM113 158H107L109 159L110 161L113 159ZM114 158V159H115ZM69 159V158H68ZM83 159V158H82ZM93 159V163L95 162L94 161V158ZM101 159V160H100ZM109 160H108V164L110 165L109 163ZM121 160V159H120ZM167 160V159H166ZM71 161L73 160H70V163ZM86 161V160H85ZM87 161H89L87 159ZM86 161V164L88 163ZM91 161V160H90ZM106 160L102 161L101 162V166L106 164L105 162ZM117 161V160H116ZM97 162V161H96ZM103 162H105V164H103ZM114 162V161H113ZM120 162V161H119ZM171 162H174V161H171ZM91 163V162H89ZM88 163V164H89ZM184 164L186 165H192L194 163H197V161H184L183 162ZM96 164V163H94ZM98 162H97V166H98ZM165 164V163H164ZM71 165V164H70ZM170 165V164H169ZM94 166V165H93ZM92 166V167H93ZM95 166V167H97ZM108 167V165H106ZM105 166V167H106ZM118 166V165H117ZM159 167H161L160 164H158ZM201 166H205L203 163H201ZM71 168V166H69ZM88 167V165L86 166ZM84 167V168H86ZM91 167V166H90ZM91 167V168H92ZM105 167H103L105 169ZM218 167V166H217ZM70 168H68L70 170ZM89 168V167H88ZM90 168V169H91ZM94 168V167H93ZM117 168V167H116ZM121 168V167H120ZM139 174H136L138 175V180H140V183L142 186H149L147 183H149V176H150V179L154 180V177L151 176L150 172H147L145 171L142 167H136ZM135 168V169H136ZM87 169V168H86ZM130 169V168H129ZM68 170V171H69ZM89 170V169H88ZM127 170V169H126ZM186 170H190V171H193L195 170L194 168L192 167H184L183 168V171L185 172ZM67 171V172H68ZM113 171V170H112ZM115 171V170H114ZM71 172V171H70ZM87 172V171H86ZM90 172V171H88ZM87 172V173H88ZM122 172V171H121ZM169 172V171H168ZM194 172V171H193ZM192 173V176L188 179H196L194 175V173ZM219 172V171H218ZM85 173V171L83 172ZM123 173V172H122ZM126 173V172H125ZM221 173V172H220ZM115 174V173H114ZM127 174V173H126ZM131 174V173H130ZM70 175V174H69ZM73 175V174H72ZM83 175V174H82ZM89 176V173L86 174V176ZM111 175V174H110ZM119 175V174H118ZM124 175V174H123ZM173 175V174H172ZM220 175V174H219ZM68 176V175H67ZM80 176V175H79ZM78 176V177H79ZM85 176V175H84ZM85 176V177H86ZM120 176V175H119ZM122 176V175H121ZM190 176V175H189ZM218 176V175H217ZM115 177V176H114ZM133 177V176H132ZM167 177V176H166ZM69 178V177H68ZM129 178V177H128ZM127 178V179H128ZM165 178V177H164ZM91 179V177L87 178V180ZM136 179V178H135ZM221 179V178H220ZM86 180V179H85ZM183 180V179H181ZM187 180V179H186ZM74 181V180H73ZM76 181V179H75ZM92 181V180H91ZM166 181V180H165ZM197 183H199V181L197 180L196 181ZM90 183V182H89ZM78 184V183H77ZM79 185V184H78ZM92 185V184H91ZM212 185V184H211ZM90 186V185H89ZM85 187H87V185H85ZM130 187V186H129ZM128 188V187H127ZM162 188V187H161ZM127 191H130L127 189ZM133 191V190H132ZM148 191V190H147ZM133 194L134 196V193L133 192H130ZM141 193V192H140ZM143 194V193H142ZM132 196V195H131ZM139 196V194L137 195ZM156 196V195H155ZM135 198V196H134ZM140 198V197H139ZM146 198V197H145ZM137 199V197L135 198ZM143 199V198H142ZM140 200V199H138ZM152 200V199H151ZM156 201V199H155ZM160 202V201H159ZM157 202V203H159ZM165 203V202H163ZM201 216H202V219L204 220V222L206 223V225L208 226V229H209V232L211 233L212 236H216L219 232V223H218V217L217 216H214L210 213H206L203 211V209H201ZM215 247L219 248L221 247V245H219L218 243L217 244H214ZM228 248V246L226 247Z\"/></svg>","mask_w":264,"mask_h":264}]
</instances>
